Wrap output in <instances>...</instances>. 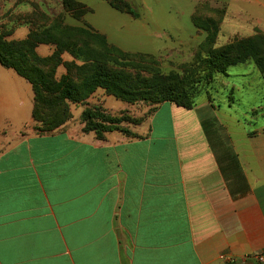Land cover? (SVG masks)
Listing matches in <instances>:
<instances>
[{
	"label": "crops",
	"instance_id": "0c3cea01",
	"mask_svg": "<svg viewBox=\"0 0 264 264\" xmlns=\"http://www.w3.org/2000/svg\"><path fill=\"white\" fill-rule=\"evenodd\" d=\"M77 1L91 9L83 21L107 37L119 35L112 28L121 17L130 30L160 22L165 3L126 0L134 16L107 0ZM186 1L190 15L195 1ZM99 7L107 24L94 18ZM240 7L230 10L239 16L231 30H264ZM63 8L62 0H0V33L24 39L29 13ZM45 45L39 54H49ZM8 99L0 95V264H264L256 258L264 253V113L258 125L207 99L192 108L165 101L131 127L136 136L113 130L98 139L33 134L34 93L22 122L3 113Z\"/></svg>",
	"mask_w": 264,
	"mask_h": 264
},
{
	"label": "rangeland",
	"instance_id": "374dc122",
	"mask_svg": "<svg viewBox=\"0 0 264 264\" xmlns=\"http://www.w3.org/2000/svg\"><path fill=\"white\" fill-rule=\"evenodd\" d=\"M93 1L96 0H91V3ZM194 1L195 5L189 15L186 0H177L174 4L171 0H165L163 10L160 9V22H136L135 29L132 30L123 28L124 20L119 17L120 20L113 22L114 27L112 28V31L119 35L107 37L104 34L107 42L115 47L107 51L106 57L100 55L97 61H88L81 67L82 58L74 59L70 53L64 52L61 54L63 61L75 60L68 69L64 64L54 67L52 63H48L44 65V70L53 80L59 79L67 72L75 82L80 81L85 74L92 71L98 62L105 67L127 72L133 76L151 78L162 75L188 87L191 97L194 96L195 105L202 99H207L214 105L222 106L223 112L246 113V118L257 121L258 124L262 121V117L256 119V115L264 113V75L255 62L250 60L238 63L230 66L226 73L215 72L212 77H206L209 71L206 59L214 48L219 49L243 37H248L238 35L241 32L236 29L231 30L230 25L236 24L234 22H237L239 16L231 13L230 10L240 9V6L248 8L259 16L264 24V6L248 3L246 0H231V6L224 3L225 0ZM86 13L81 18H77L64 6L61 12L50 16L37 9L29 13L28 23L31 26L30 30L49 25L55 19H60L62 24L71 26L90 25L83 21ZM105 14L99 7V12L94 18L107 24ZM197 18H200L198 22L195 21ZM91 27L98 31L93 26ZM214 28L217 35L212 36ZM257 31L264 30L257 28L254 34ZM155 32H159L160 35L158 37L148 35V33L154 34ZM47 45L50 48L49 54L41 55L38 52L39 55L46 57L54 52L55 46ZM47 45L41 46L42 53L46 52ZM93 45L95 44L91 47ZM22 79L23 84H17L7 74L0 73V95L9 96L3 113H14L12 115L18 116L17 120L21 122L25 118L24 113H30L32 110L34 93L31 83ZM161 103L145 100L128 102L109 95L104 89L99 88L84 101L69 103V118L55 131L77 136L93 132L86 130L87 120L83 116V113H92L95 120L102 115L119 119L117 126L133 133L126 135L135 136L136 133L131 130V127L145 121ZM34 105L35 100L33 99V109ZM43 126L44 124L36 121L33 115L31 132L33 134L44 133ZM252 127H256V124H252ZM22 133L23 131L16 133L15 138Z\"/></svg>",
	"mask_w": 264,
	"mask_h": 264
},
{
	"label": "trees",
	"instance_id": "16d2710c",
	"mask_svg": "<svg viewBox=\"0 0 264 264\" xmlns=\"http://www.w3.org/2000/svg\"><path fill=\"white\" fill-rule=\"evenodd\" d=\"M62 1L65 8L73 12L77 18L91 10L77 0ZM107 1L121 11L138 16L137 11L126 0ZM199 20L200 18L195 19L197 22ZM215 28L212 36L217 35ZM10 34L0 33V63L7 68H13L31 83L35 100L34 119L44 124L42 129L44 133L53 132L66 122L69 118V103L82 102L99 88L128 102L145 100L158 104L170 101L186 108L195 105L194 96L191 97L188 87L173 79L162 75L151 78L133 76L105 67L101 62L78 82L73 81L67 72L59 79H50L44 65L52 63L57 67L64 64L68 69L75 61H63L61 54L64 52L70 53L74 59L82 58L83 65H80L82 67L88 61H97L101 56L106 57L107 51L115 48L107 42L106 35L95 31L88 24L71 26L62 24L60 19H55L49 25L32 28L24 39H10L8 38ZM41 44L54 45V52L46 57L39 55L36 47ZM92 44L96 46L91 47ZM250 60L255 62L264 75V31H257L254 35L243 37L222 48H214L206 59L209 69L206 77H212L215 72L226 73L230 66ZM83 116L87 120L86 130L95 132L98 139H104L105 133L113 130L133 134L128 129L117 126L119 119L102 115L95 120L92 113H83Z\"/></svg>",
	"mask_w": 264,
	"mask_h": 264
},
{
	"label": "built area",
	"instance_id": "2783aa9c",
	"mask_svg": "<svg viewBox=\"0 0 264 264\" xmlns=\"http://www.w3.org/2000/svg\"><path fill=\"white\" fill-rule=\"evenodd\" d=\"M256 258L260 261V262H264V253L258 254L256 256Z\"/></svg>",
	"mask_w": 264,
	"mask_h": 264
}]
</instances>
